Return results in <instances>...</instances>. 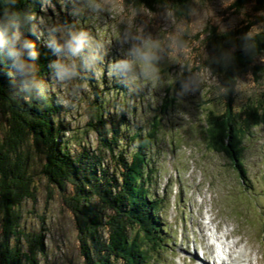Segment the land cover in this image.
<instances>
[{"label": "rangeland", "instance_id": "obj_1", "mask_svg": "<svg viewBox=\"0 0 264 264\" xmlns=\"http://www.w3.org/2000/svg\"><path fill=\"white\" fill-rule=\"evenodd\" d=\"M54 1L41 4L36 34L43 30L41 18L86 31L100 57L93 72H83L73 82L57 85L49 78L48 86L60 103L57 120L65 129L67 147L71 151L97 147L96 134L86 125L95 89L108 119L119 120L123 114V122L131 127L122 144L125 150L136 145L127 146L131 133L154 131L145 149L151 169L146 189L159 199L156 209L165 241L155 245L158 250L152 249L147 264H214L213 237L228 255L224 262L232 264L244 254L233 264H264V122L243 136L242 175L226 155L206 147L203 131L208 117L224 109L216 99V80L202 67L207 56L203 31L212 25L227 30L253 19L251 4L235 12L229 9L234 0H194L183 16L169 6L135 10L124 0ZM93 3L100 7L92 8ZM262 27L258 23L252 30ZM133 36L158 43L153 50L155 72L146 77L137 66L127 77H116L111 66L128 58L129 49L138 43ZM257 61L264 63V53ZM263 96L264 74L256 79L246 73L238 80L234 108ZM34 154L30 170L36 200L22 203L20 224L44 233L45 252L38 255L39 264H83L72 215L40 173L44 159ZM50 187L53 196L48 198Z\"/></svg>", "mask_w": 264, "mask_h": 264}, {"label": "trees", "instance_id": "obj_2", "mask_svg": "<svg viewBox=\"0 0 264 264\" xmlns=\"http://www.w3.org/2000/svg\"><path fill=\"white\" fill-rule=\"evenodd\" d=\"M124 3L135 10L169 6L187 16L194 0ZM41 4V0H16L13 10L34 17L25 35L38 52L32 61L36 75L48 86V64L56 56L35 32ZM247 4H251L253 19L227 30L212 25L204 29L201 41L207 53L202 67L216 80V99L224 107L220 114L208 117L203 130L206 147L226 155L239 175L244 172L243 136H250L251 129L264 122V96L239 110L234 108L238 80L246 73L256 79L264 74V63L257 61L264 53V0H234L229 9L238 12ZM6 6L7 0H0V8ZM258 23L263 27L253 31ZM7 72V62L0 64V264H39L38 255L45 252L43 231L25 230L20 224L22 203L36 200L37 185L30 170L34 153L44 159L40 173L72 215L83 264H147L152 249L158 250L155 245L165 241L156 209L159 199L150 197L146 189L151 169L145 149L154 131L131 133L127 146L136 145L125 150L122 144L131 127L123 122V114L119 120L108 119L95 89L86 125L95 132L97 147L71 151L57 120L60 103L50 85L43 98L25 101L16 94ZM52 192L50 187L48 198Z\"/></svg>", "mask_w": 264, "mask_h": 264}, {"label": "clouds", "instance_id": "obj_3", "mask_svg": "<svg viewBox=\"0 0 264 264\" xmlns=\"http://www.w3.org/2000/svg\"><path fill=\"white\" fill-rule=\"evenodd\" d=\"M16 0H7V6L0 8V64L7 62V75L16 85V94L25 101L37 97L43 98L48 86L36 75L34 61L38 52L34 42L27 38L25 32L33 20L31 13L13 10ZM48 5L49 0H41ZM97 9L99 4L93 3ZM46 46L57 59L49 62L50 80L57 85L68 84L77 80L83 72H93L100 59L86 31L57 23H51L41 18L39 21ZM128 39V37H125ZM134 43L127 53L126 59L116 61L111 66V72L116 77H127L139 66L141 74L150 76L155 72L153 66L157 56L154 49L158 43L149 38L131 37Z\"/></svg>", "mask_w": 264, "mask_h": 264}, {"label": "bare ground", "instance_id": "obj_4", "mask_svg": "<svg viewBox=\"0 0 264 264\" xmlns=\"http://www.w3.org/2000/svg\"><path fill=\"white\" fill-rule=\"evenodd\" d=\"M214 239H215V237H214ZM215 241H216V239H215ZM216 243L217 244H219V246H220V249L222 248V245L219 243V241H218V239H217V241H216ZM220 254H221V256H223V257H227V255H226V253L223 251V249H221V251H220ZM244 255V254H243ZM243 255L242 254H240L238 257H235V259L233 260V261H231L230 263H238L240 260H241V258L243 257ZM247 255V254H246ZM215 258H216V260L214 261V264H228V263H226V262H224V260L221 258V257H219L218 255H215ZM230 259V258H229ZM244 261V260H243ZM248 263H250V261L248 262Z\"/></svg>", "mask_w": 264, "mask_h": 264}]
</instances>
